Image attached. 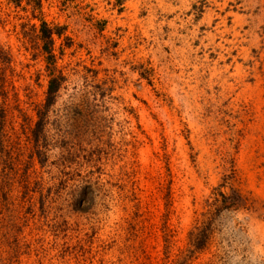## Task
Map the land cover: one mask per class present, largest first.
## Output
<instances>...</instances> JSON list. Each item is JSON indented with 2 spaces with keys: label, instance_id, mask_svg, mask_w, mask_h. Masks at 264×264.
<instances>
[{
  "label": "rangeland",
  "instance_id": "1",
  "mask_svg": "<svg viewBox=\"0 0 264 264\" xmlns=\"http://www.w3.org/2000/svg\"><path fill=\"white\" fill-rule=\"evenodd\" d=\"M0 52V264H264V0H0Z\"/></svg>",
  "mask_w": 264,
  "mask_h": 264
},
{
  "label": "trees",
  "instance_id": "2",
  "mask_svg": "<svg viewBox=\"0 0 264 264\" xmlns=\"http://www.w3.org/2000/svg\"><path fill=\"white\" fill-rule=\"evenodd\" d=\"M41 30H42V37L41 40L42 41H46L42 50L43 52L46 54L47 57V61H48V66H50V64H52V53L49 50V46L47 44L48 40H51V35L52 33H50L49 28H47L46 23L42 22V26H41ZM60 34H57V36H59ZM50 45V42H49ZM0 61H2L4 64L1 66L0 69V76L1 78L4 80L5 78V73L7 70V67L9 68L10 65L9 63L11 62L9 59L10 57L8 56L7 53H2L0 52ZM11 64V63H10ZM52 73V72H51ZM53 76V75H52ZM62 79H58L55 76L52 77V79L49 81L48 83V87H47V91L45 93V107L44 109H46V111L48 110L49 107L52 106V104L55 101L57 92L59 91L60 87H61V83H62ZM4 83L0 84V89H4ZM44 116H40L39 121L36 123V127L34 129V137L36 138V134L39 133L42 129V120H43ZM1 144V143H0ZM1 149V147H0ZM0 153L3 154L4 152L0 150ZM24 184L27 185V180L24 179ZM23 183V182H21ZM230 187V195L227 197L223 194H220L222 197L221 200V206L222 207H226L229 208L231 205L237 204L239 202L243 201L242 196L239 194V192L237 190H235L232 186ZM210 228L209 226H204L201 229L198 228L197 231H195L191 237L190 240L192 241L191 246H192V250L191 252H196V251H201L205 248L206 243H207V236H208V232H209Z\"/></svg>",
  "mask_w": 264,
  "mask_h": 264
}]
</instances>
